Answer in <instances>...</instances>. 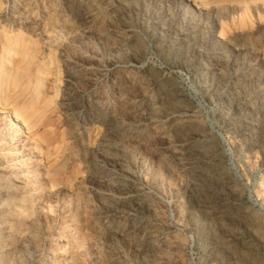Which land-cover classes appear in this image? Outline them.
<instances>
[{
	"label": "rangeland",
	"instance_id": "obj_1",
	"mask_svg": "<svg viewBox=\"0 0 264 264\" xmlns=\"http://www.w3.org/2000/svg\"><path fill=\"white\" fill-rule=\"evenodd\" d=\"M262 174L264 0H0V264H264Z\"/></svg>",
	"mask_w": 264,
	"mask_h": 264
},
{
	"label": "bare ground",
	"instance_id": "obj_2",
	"mask_svg": "<svg viewBox=\"0 0 264 264\" xmlns=\"http://www.w3.org/2000/svg\"><path fill=\"white\" fill-rule=\"evenodd\" d=\"M10 83L13 84L12 82H10ZM29 115H32V113H30ZM15 120H17V116H14V121ZM263 185H264V174H262V176L259 179V186H263Z\"/></svg>",
	"mask_w": 264,
	"mask_h": 264
}]
</instances>
